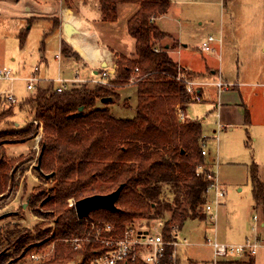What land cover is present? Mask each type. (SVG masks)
I'll return each mask as SVG.
<instances>
[{
  "label": "trees",
  "instance_id": "obj_1",
  "mask_svg": "<svg viewBox=\"0 0 264 264\" xmlns=\"http://www.w3.org/2000/svg\"><path fill=\"white\" fill-rule=\"evenodd\" d=\"M99 1L103 20L107 22L118 20L120 4L139 6L128 22V33L135 40V56L117 55V69L110 85H96L93 89L83 85L62 92L52 87L38 88L20 106L33 121L19 127L9 121L13 108L0 107V123L8 126L0 130V195L4 196L13 185L18 166L33 158L30 154L8 159L5 146L36 139L42 128L34 168L50 185V193L33 195L31 208L44 219L56 215L52 223L38 222L25 232L19 227L8 228L1 234L0 264H16L53 243V259L45 264H91L95 256L106 250L91 231L93 224L110 223L121 232L135 219L163 220L165 239L172 240L174 227L180 231L188 220L208 218L201 211L208 200L207 174L213 164L207 163L202 154L206 141L204 128L200 122H181L177 117V108L196 102L177 78L181 73L192 76L193 72L179 66L165 49L157 47V42L167 34L156 20L169 11L170 1ZM72 50L63 43L65 57L76 58ZM129 85H135L138 94L134 119H116L106 107H98L104 98L118 100L116 88ZM3 102L1 99L0 106ZM251 183L256 204L264 208V183L256 164L251 167ZM98 185L106 186L90 192ZM121 185L124 187L116 211L97 209L81 219L75 205L68 204L72 198L77 201L109 194ZM42 207L48 211L42 212ZM77 237L88 240L74 250L66 241ZM171 252L169 248L167 258ZM242 264L255 261L251 258Z\"/></svg>",
  "mask_w": 264,
  "mask_h": 264
},
{
  "label": "rangeland",
  "instance_id": "obj_2",
  "mask_svg": "<svg viewBox=\"0 0 264 264\" xmlns=\"http://www.w3.org/2000/svg\"><path fill=\"white\" fill-rule=\"evenodd\" d=\"M137 11L138 7L133 4L119 6V19L113 31L118 35L121 46L119 49L114 45L110 47L125 55L135 51V41L128 34V22ZM19 22L21 29L28 27L25 21ZM15 26L7 16L0 15V69L10 68L14 74L22 77L29 75L37 66L41 67L42 72L45 63L48 62L53 77L47 79H57L60 68L58 56L61 55L60 40L57 33L52 32L51 24L47 22L34 24L23 48L19 31ZM158 26L175 36L181 43L188 45L183 48L181 54L175 55L177 61L184 62L195 71H204L206 65L220 70L224 75L223 80L231 85L229 90H224L220 94L217 88L210 87L212 85L203 87L204 101L190 103L186 111L192 121L203 119L204 134L215 138L211 141L206 140L203 149L207 150L205 156L207 163H210L209 152L215 157V163L210 166L215 168L218 177L226 183L227 196L223 202L229 201L231 209L239 207L246 218L245 226L246 231L248 230L246 237L243 236L238 241L222 237L216 239L226 244H243L247 240L257 241L259 244L254 256L246 254L215 261L213 248L207 243L208 239H215L213 226L200 220H188L179 231V240L186 238L189 244L177 247V263L242 264L253 258L255 264H264V227L260 226V221H264V208L256 204L251 183L253 164L258 166L259 178L264 183V0H170L168 14L159 20ZM221 35L223 42L214 43L216 52L209 53L201 49L202 43L209 36L219 38ZM162 40L157 42L159 49H163L165 41ZM67 46L69 50L72 48L68 44ZM174 46L178 48L180 44L175 42ZM41 50L46 52L43 61L36 57ZM117 55L119 54H116L113 67L118 59ZM24 56L31 59L25 71H20L17 69L19 57ZM188 77L200 83L206 81L196 72ZM215 79L217 82L219 77ZM83 85L85 84L77 83L72 88ZM58 86L59 84L55 82L54 87ZM95 86L96 84L88 87L93 89ZM120 89L115 90L120 96L118 100L108 106L98 102V106L106 107L116 119H134L138 104L136 88L128 86L119 92ZM8 93H12L17 100L12 106L6 101L0 106L3 109L13 108L14 114L9 121L16 123L18 127L32 122V117L23 113L20 106L25 99L35 94V91L28 90L27 82L22 79L0 80V95ZM216 103L219 104L220 110L216 108ZM220 114L223 117L222 122L228 123L225 125L226 128L217 126L219 118L222 119ZM7 127L0 123V130ZM5 149L8 159L30 154L33 158L18 166L13 185L4 196L0 195V235L8 228L13 230L19 227L25 232L26 228L33 229L38 222L52 223L55 214L44 219L36 216L31 208L33 195L49 196L50 193V185L39 177L34 168L40 153V142L33 139L26 143L6 145ZM105 186L98 185L90 192H96ZM75 202L73 198L68 200L71 206ZM41 210L48 211L46 207H42ZM201 213H204V209ZM255 217L258 218L257 221ZM133 223L164 231L163 220L139 218ZM54 247L53 243L32 253L41 256L40 261H35L28 255L16 264H45L53 259Z\"/></svg>",
  "mask_w": 264,
  "mask_h": 264
},
{
  "label": "crops",
  "instance_id": "obj_3",
  "mask_svg": "<svg viewBox=\"0 0 264 264\" xmlns=\"http://www.w3.org/2000/svg\"><path fill=\"white\" fill-rule=\"evenodd\" d=\"M133 5L137 6L139 9L138 5L136 4ZM119 6H118V16H119ZM167 14L168 12L165 15L158 18L156 20L157 24L159 20L164 16H166ZM0 15H4V17L7 16L13 22V25L14 24L16 25L15 28L16 30L19 31L20 39L23 31L24 40L23 42L21 40V48L24 47L27 37L30 31L33 29L34 24H39L40 22H47L51 24L52 32L57 33L60 40L59 44H60L61 55L58 56L59 59L58 61L60 62V68L58 70L59 74L57 76L58 78H63L67 80H74L77 78L80 79L81 81L88 82V83L81 82L80 84L93 86L95 84L92 82V80L98 78V75L100 74L103 68H111L116 72V64L115 67H113L114 59L116 57V54H123V53L117 51V49L110 46L114 45L118 49L119 46H121L118 35L113 31V28L114 26L117 25L118 20L116 22H107L103 20L99 0H0ZM19 21H25L28 27H23V29H21V24ZM66 24H71L76 30V32H74L70 36L67 35L65 31ZM163 32L167 34V36L163 39L165 41L163 44V49H165L168 52L170 57L179 66L185 68L186 70L196 72L197 74L202 75V77H204L203 79L206 80L205 83H202L198 89V91L202 96V101H204L203 87H206L207 85H212L210 87L214 86L215 88H217L219 94L222 93L219 92V89L215 83L216 82L215 77H219V79L221 78L223 80L224 75L221 73V71L213 69L208 65L205 66L204 71H195L191 69V67L186 66L184 62L177 61L175 55L181 54L183 48L188 47V45L181 43V41L172 34L166 31ZM219 38H221L223 42L222 35ZM64 42H66L68 45L72 47L73 49L72 51L77 54L76 58L64 57V55L62 54V45ZM175 42H178V44H180V47L174 48ZM215 49L216 50L214 52L217 51V48ZM45 53H46L45 51L41 50L39 52V55H37L36 57H40L41 61H43L45 60ZM134 55H135V51L129 55L127 54L126 56L132 57ZM30 56L32 57V55ZM31 57L29 58L28 57L26 58L25 56L19 57L20 61L17 69L20 71H25ZM45 65L46 66L42 72H41V67L37 66L34 68L33 72H31L27 76L18 77L16 74H14L15 75L14 81H16L17 79H22L26 81V79L29 78L35 72V69L38 68L39 69L38 76L40 78V81L37 83V89L38 88L47 89L49 87L55 89L54 83L58 78L55 80L47 79L53 77L52 74L53 71L51 70V66L49 65L48 62L45 63ZM208 74H210L211 76H209ZM129 86H133L136 88L135 85H129ZM75 87H79V86H75ZM123 88H121L119 92ZM137 98H138V94H137ZM100 102L104 106H107L106 103H103L102 101ZM189 106L190 105L188 104L185 106V108L182 109L188 117L189 114L187 113L186 109ZM98 107L101 108V106ZM216 108L220 110L218 103H216ZM222 120L223 117L222 119L219 118L217 126L221 128H223L224 126V128H226L225 125H228V123H224L222 122ZM200 123L202 124L204 123V121ZM214 132H218V130H214ZM205 136L207 141H211L215 139L214 137L211 136H207V135ZM208 159L211 164L215 163L216 159L214 156L211 155L210 152ZM219 181L224 187H226V183L222 181L220 177H219ZM229 203L230 202L227 200L226 202L224 201L215 212V217L213 219L208 217L204 222H207L211 226H213L215 238L218 239L219 237H222L224 239L229 238L232 241H238L241 240L243 236L246 237V234L248 233V230L246 231V226H245L246 218L242 215V212L240 211L239 207L238 209H236V207H233L231 209L229 207ZM257 219L255 220L257 221ZM260 226L264 227V221H260Z\"/></svg>",
  "mask_w": 264,
  "mask_h": 264
},
{
  "label": "built area",
  "instance_id": "obj_4",
  "mask_svg": "<svg viewBox=\"0 0 264 264\" xmlns=\"http://www.w3.org/2000/svg\"><path fill=\"white\" fill-rule=\"evenodd\" d=\"M214 43L221 44L222 39L209 36L202 43L201 49L204 52H214L216 48ZM38 71L39 69L36 68L35 72L26 79L27 88L30 91H35L37 89V83L40 81ZM115 73L116 72L111 68H103L98 75V78L93 79L92 82L96 85L106 87L110 85V79L111 77L115 76ZM177 79L185 84L187 91L193 95L196 102L202 101V96L198 91L199 86L202 83L190 79V77L183 73H181ZM0 80L14 81L15 75L13 70L6 67L0 69ZM56 82L59 83V86L55 88V90L58 92L70 90L77 83H88L77 78L74 80L58 78ZM216 85L219 89V92L229 90L231 87L229 83L224 82L221 78L218 82H216ZM1 99L10 104L17 103V100L12 93L5 94L4 96L1 94L0 100ZM177 117L181 122L190 120V118L180 108H177ZM194 121L202 122L203 119ZM34 123L37 122L34 121ZM41 138L42 128L41 134H39L36 138L38 143L40 142ZM202 145L203 148H205V142ZM202 154L206 156L207 150L203 149ZM202 170L203 168L200 166L199 172ZM207 180L209 182L207 192L208 200L204 205V213L213 219L215 217V212L221 206L223 200L227 196V190L219 181V177L215 168L207 174ZM255 219H257V217H255ZM91 231L95 233L97 241L106 247L105 252L95 256L91 260V264H178V257L176 255L177 247L180 245L189 244L186 238L182 239L181 241L179 240L178 227L173 228L172 240H166L163 232L159 230L150 229L146 225L137 226L136 223L126 226L121 232H118L110 223L103 225L93 224ZM87 240L88 237H77L68 239L66 242L74 250H79L83 243ZM207 241V243L213 248L215 261L246 254L254 256L257 252V249L259 248L257 241L251 242L250 240H247L243 244H226L219 242L216 238L214 240L208 239ZM169 248L172 249V252L169 258H167V252ZM31 258L35 261L41 260V256L36 254H32Z\"/></svg>",
  "mask_w": 264,
  "mask_h": 264
},
{
  "label": "water",
  "instance_id": "obj_5",
  "mask_svg": "<svg viewBox=\"0 0 264 264\" xmlns=\"http://www.w3.org/2000/svg\"><path fill=\"white\" fill-rule=\"evenodd\" d=\"M65 31L67 35H72L76 30L71 24L65 25ZM103 103L112 102V98H104L101 100ZM39 168V165H38ZM49 177V176H47ZM123 185H121L117 190L109 193V194H96L84 197L75 202L76 212L79 218H87L91 214V212L97 209H105L109 211H116V203L119 199L121 191L123 189Z\"/></svg>",
  "mask_w": 264,
  "mask_h": 264
}]
</instances>
